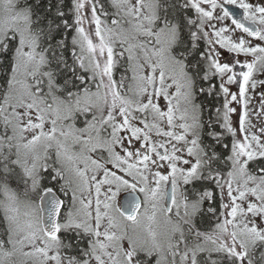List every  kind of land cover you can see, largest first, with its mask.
I'll use <instances>...</instances> for the list:
<instances>
[{"label":"snow or ice","instance_id":"1","mask_svg":"<svg viewBox=\"0 0 264 264\" xmlns=\"http://www.w3.org/2000/svg\"><path fill=\"white\" fill-rule=\"evenodd\" d=\"M0 264H264V0H0Z\"/></svg>","mask_w":264,"mask_h":264}]
</instances>
